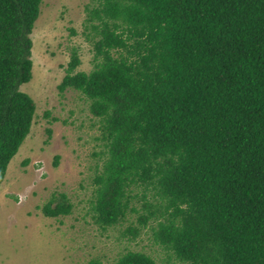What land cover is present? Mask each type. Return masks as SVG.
Listing matches in <instances>:
<instances>
[{
    "label": "trees",
    "instance_id": "16d2710c",
    "mask_svg": "<svg viewBox=\"0 0 264 264\" xmlns=\"http://www.w3.org/2000/svg\"><path fill=\"white\" fill-rule=\"evenodd\" d=\"M39 1L0 0V182L33 119L19 86ZM84 27L92 68L75 69L72 48L57 88L77 90L98 119L92 220L104 228L135 211L128 192L140 186L138 224L153 219V242L178 261L264 264V0H98ZM53 197L44 215L70 211ZM109 264L158 263L126 250Z\"/></svg>",
    "mask_w": 264,
    "mask_h": 264
},
{
    "label": "rangeland",
    "instance_id": "374dc122",
    "mask_svg": "<svg viewBox=\"0 0 264 264\" xmlns=\"http://www.w3.org/2000/svg\"><path fill=\"white\" fill-rule=\"evenodd\" d=\"M97 4L98 0L39 1L30 32L31 76L19 86L34 101L33 119L0 182V264H86L90 258L109 264L126 250L143 251L158 264H186L153 242V219L145 226L138 224L137 215L143 211L140 186L128 192L136 210L127 211L115 224L101 228L90 216L92 178L104 157L98 153L104 150L99 123L77 90L59 91L57 84L72 48L79 58L75 69L92 68V45L84 38L90 29L84 27V17L85 7ZM147 192L145 198L154 201ZM60 193L70 202V211L44 215L41 206L51 196L56 202ZM130 225L138 227L134 237L125 231Z\"/></svg>",
    "mask_w": 264,
    "mask_h": 264
}]
</instances>
